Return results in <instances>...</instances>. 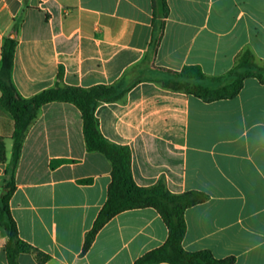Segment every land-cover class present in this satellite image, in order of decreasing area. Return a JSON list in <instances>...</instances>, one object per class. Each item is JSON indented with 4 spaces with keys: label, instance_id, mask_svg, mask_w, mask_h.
Masks as SVG:
<instances>
[{
    "label": "crops",
    "instance_id": "1",
    "mask_svg": "<svg viewBox=\"0 0 264 264\" xmlns=\"http://www.w3.org/2000/svg\"><path fill=\"white\" fill-rule=\"evenodd\" d=\"M168 5L156 40L153 0H0V68L13 38L11 77L24 99L57 87L114 88L95 116L107 140L130 149L136 183L209 195L186 211L184 248L264 264V84L249 78L235 99L211 103L172 87L227 84L248 52L264 65V0ZM187 68L205 78L181 77ZM1 98L0 90V200L13 175L20 237L50 256L22 254L20 264H135L166 244L168 226L147 207L116 215L83 254L108 200L111 161L88 150L78 107L51 102L26 131L15 164V119ZM7 243L0 226V264H8Z\"/></svg>",
    "mask_w": 264,
    "mask_h": 264
},
{
    "label": "trees",
    "instance_id": "2",
    "mask_svg": "<svg viewBox=\"0 0 264 264\" xmlns=\"http://www.w3.org/2000/svg\"><path fill=\"white\" fill-rule=\"evenodd\" d=\"M153 1L156 20L155 37L157 40L164 27L165 19L169 15L170 8L168 0ZM16 46L17 42L13 38L5 41L2 53V67L0 68L2 104L15 119V164L20 158L24 135L37 118L40 109L51 102H66L74 104L82 112L88 150L103 153L113 166L108 200L99 213L94 226L86 236L83 254L88 253L98 233L116 215L128 210L152 207L161 214L168 226L169 238L165 245L145 254L135 264H235L236 259L234 257L217 259L209 250L190 252L183 246L187 231L186 211L191 207L206 202L209 199L207 193L192 190L175 194L170 192L163 183L151 187L139 186L134 180L132 172V153L130 149L111 143L101 134L95 112L101 103L114 98V88L106 86H97L91 89L57 87L46 90L33 98L24 99L18 93L11 77ZM62 75L63 71H60V78ZM232 75L234 79L231 82L218 88L186 82L177 83L172 87L185 90L204 102L211 103L223 99H235L244 88L245 81L249 78H256L264 84V66H260L256 62L255 56L249 52L239 59L236 68L231 72L230 76ZM180 76L191 79L205 78V75L198 68H187ZM5 161L6 145L4 140L0 139V162ZM15 189V179L11 175L0 200V226L8 234V243L6 245L8 264H20L19 258L22 254H34L42 261L49 260V255L20 237L18 225L10 209V200Z\"/></svg>",
    "mask_w": 264,
    "mask_h": 264
},
{
    "label": "rangeland",
    "instance_id": "3",
    "mask_svg": "<svg viewBox=\"0 0 264 264\" xmlns=\"http://www.w3.org/2000/svg\"><path fill=\"white\" fill-rule=\"evenodd\" d=\"M256 62H257V60H256ZM258 63V62H257ZM259 64V63H258ZM260 65V64H259ZM260 66H264V65H260ZM234 79V76L232 75L231 76V80H230V82L232 81Z\"/></svg>",
    "mask_w": 264,
    "mask_h": 264
}]
</instances>
